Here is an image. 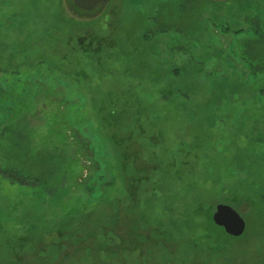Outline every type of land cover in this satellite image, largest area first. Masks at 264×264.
I'll list each match as a JSON object with an SVG mask.
<instances>
[{
  "label": "rangeland",
  "instance_id": "374dc122",
  "mask_svg": "<svg viewBox=\"0 0 264 264\" xmlns=\"http://www.w3.org/2000/svg\"><path fill=\"white\" fill-rule=\"evenodd\" d=\"M0 264H264V0H0Z\"/></svg>",
  "mask_w": 264,
  "mask_h": 264
},
{
  "label": "water",
  "instance_id": "95a60500",
  "mask_svg": "<svg viewBox=\"0 0 264 264\" xmlns=\"http://www.w3.org/2000/svg\"><path fill=\"white\" fill-rule=\"evenodd\" d=\"M214 223L232 237H240L246 230V222L242 216L228 205L217 206L213 217Z\"/></svg>",
  "mask_w": 264,
  "mask_h": 264
},
{
  "label": "trees",
  "instance_id": "16d2710c",
  "mask_svg": "<svg viewBox=\"0 0 264 264\" xmlns=\"http://www.w3.org/2000/svg\"><path fill=\"white\" fill-rule=\"evenodd\" d=\"M74 134V136H73ZM71 136L77 137L78 134L75 132L71 133ZM88 142V140H87ZM1 173L3 176L9 178L14 184L18 185H31L32 183L34 186H39V185H46L49 186L52 185V178L49 179L47 178L49 175H43L42 176H34L31 172L25 171L24 173H17L15 170H9L8 168H2ZM20 174L19 176H16V174Z\"/></svg>",
  "mask_w": 264,
  "mask_h": 264
}]
</instances>
